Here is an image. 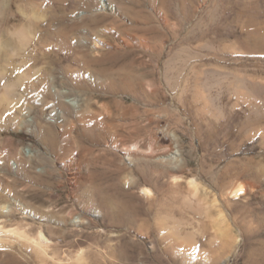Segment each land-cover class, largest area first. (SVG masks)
Masks as SVG:
<instances>
[{
    "label": "rangeland",
    "instance_id": "rangeland-1",
    "mask_svg": "<svg viewBox=\"0 0 264 264\" xmlns=\"http://www.w3.org/2000/svg\"><path fill=\"white\" fill-rule=\"evenodd\" d=\"M24 1L6 0L0 20L11 19L0 28L33 14L44 23L53 12L19 9ZM106 1L108 9H101V0H52L53 10L61 4L79 21L75 38L83 54L100 42L96 57L121 55L116 68L108 62L102 68L116 73L126 67L132 78L96 74L101 67L74 65L69 53L57 62L37 52L33 74V45L25 49L29 77L13 91L8 108L23 115L0 134V157L3 147L12 146L25 164L13 169L0 162V207L7 210L0 213L1 225L25 228L32 236L44 230L68 262L76 253L70 244L86 241L87 247L89 235L117 243L126 232L107 227L101 202L106 194L121 198L116 185L127 190L133 181L136 204L147 201L144 188L151 190L156 205L184 220L183 230L199 237L201 250L216 264H246L252 250L264 264V0ZM91 16L100 17L99 24L92 26ZM10 51L0 47V69ZM45 78H51L52 93L40 91ZM92 115L106 122L95 142L80 135L87 124L96 126L86 119ZM123 146L139 150L127 157ZM9 184L15 203L3 191ZM239 186L245 194L236 200L230 192ZM186 198L202 199L205 212L190 209ZM144 202L148 214L139 224L146 222L147 241L134 232L129 236L153 251L156 207ZM247 231L255 233L251 241ZM9 255L21 264H39L19 244L12 251L0 248V264H12ZM163 257L166 264L191 262Z\"/></svg>",
    "mask_w": 264,
    "mask_h": 264
},
{
    "label": "bare ground",
    "instance_id": "bare-ground-1",
    "mask_svg": "<svg viewBox=\"0 0 264 264\" xmlns=\"http://www.w3.org/2000/svg\"><path fill=\"white\" fill-rule=\"evenodd\" d=\"M4 4H6V0H0V9L3 8ZM53 7L54 6H53L52 0H41L40 2H37V0H26L22 4L19 5V9L25 8V9H31L34 11L37 8H49L53 12L51 13L50 17L44 23L42 22L40 18L36 17L33 14V17L30 15H26L25 17H23V19L19 23L5 30L0 28L1 29L0 30V47L4 46L5 48L7 47L11 49V51L8 52L6 55V61L4 63V67L0 69V134H2L4 131L10 128L9 121L11 119L14 120L15 118H20L23 115L22 114L20 116L17 113L10 112L8 108H9V104L11 103V101H13L12 100L13 94H14L13 91L18 86H20L19 83L22 80H24L26 77H29L28 70L30 66H29V60L25 56V49L31 47L32 45H33V74H34V68L36 67V64L38 63V59H39L37 52H41V53L44 52L46 56H48L49 58L53 60H56V58L60 56L61 54H67V56L69 54H73L75 56V58L73 59L74 65L76 64L81 67H92V66L101 67L99 68V70H97V73H96L99 75H106V76L110 75L113 77H118V79H122V80L123 79L131 80L132 78V75L129 74L130 72L128 68L126 67H123V69H120L121 70L120 72H116V73L114 70H111V69L109 70L108 68L106 69V67L102 68L103 64L107 62L110 63L112 68L114 67L116 68L117 60L121 55L116 52L111 51L107 54H104V56L101 58L96 57L94 53H96V51H100V48L102 45L100 44V42L95 41L96 43L95 44L93 43L94 45L92 46V49H91L92 52L83 54L82 53L83 51L80 48L81 42L79 39L75 38L76 35H78L80 31L79 21L76 20L77 18L75 16L70 17L68 13H66V10L63 8V6H61V4L60 5L58 4L56 8V9H59L60 11L53 10ZM108 8H109L108 2L106 0H101V9H108ZM77 15H79V13H77L76 16ZM10 19H8V21L0 20V27L1 25L3 26V24L5 25L6 22L9 23ZM83 19L87 20L86 18H83ZM88 21L89 23H91L92 26H95L96 24H99L101 20H100V17L91 16ZM31 34L33 35V42L31 39ZM37 43H40V47H38ZM47 45H50L51 49L50 47L48 48ZM104 45L106 44L104 43ZM109 47L111 46L109 45ZM66 60L68 61L69 59L66 57ZM56 61L58 62L59 60H56ZM68 73L74 76L79 75L78 71L72 72L71 70H68ZM71 75H68V76H71ZM47 78H45V80L41 84L42 86H40L41 87L40 91L43 93L47 92L48 90L50 92L52 91L49 89L51 85L50 84L51 78H50V81H47ZM137 83L141 88L144 86L142 85V81L140 80L137 81ZM138 85L136 84V86ZM99 115H102V114L99 113ZM84 117L82 119H84ZM100 118L98 120L97 117H93V115L92 117H87L86 118L87 121L95 123L96 126H88L87 124V126L82 129V132L80 135H83L85 139H88L91 142H95L98 138L100 139V137H102L104 133L102 132V126L105 125L106 123V122L104 123L103 121L104 123L103 124ZM110 120L111 118L109 119V121ZM110 133L113 135L112 130H110ZM51 142H52L51 145L54 146L55 141L51 140ZM116 146L117 145H115V147ZM119 146L118 148L120 149ZM134 147L137 148V146H134ZM135 150H139V149L137 148L133 150L132 146H123L121 148V151L127 157H130L131 156L130 154L134 152ZM1 154L2 155L0 157V162L11 166L13 169H17L18 167H20V165L25 164L24 157L21 154H18L12 146L7 145L3 147ZM135 185L136 184L133 181L129 182L128 183L129 189L127 190L120 189L116 185L114 190L115 189L120 190L119 192L118 191L117 192L120 194L121 198H119V196L117 198L116 197L117 195L115 196L113 194H106L107 196L102 198L101 203H102V206L105 212V218L107 220L106 221L107 227L124 228L126 231V232L124 231L125 233L118 236L117 243L113 239L108 238L107 235L106 236L108 239L106 240H101L103 238L102 235H89L88 237L90 240H92V242L90 243L87 242L88 243L87 247H84L86 241L85 242L77 241L69 245L70 249L72 248L76 249V253L75 255L71 256V258L68 259V262H64L62 259H60L61 257L59 258V256L61 255H60L58 246L54 245L55 239L53 241V238L49 237L44 232V230H38L36 232V235L32 236L27 231H25V228H23L24 230H22L19 227L13 228V229H6L7 227L2 226L0 223V248L9 249L12 251L13 249L16 248V245L19 244L21 247L25 248L26 250L32 251L33 255L36 257L39 264H52V263L57 264V262L58 263L60 262L59 264H112L110 262L113 259L118 260L119 264H146L150 262V260H151V263L153 261L156 264H166L164 263L165 261L163 259L164 254L171 255L172 257L181 256L182 259H184V261H187V262L188 261L192 262L194 259L195 260L200 259L204 261V264H205V261L207 260L210 261V264H216L215 260L212 261L213 259L210 257L208 258L206 255L207 253L205 254L201 250L199 246L200 242L198 241L199 237L197 239L196 234H194L193 232H187L183 230L184 228L183 226L187 224L184 220L176 218L169 211L164 212L163 209H161L159 205H156L155 198L151 197V193H152L151 190H149L148 188H144L142 190V194L143 193L145 194V196L147 197V201L144 202L141 200V203L136 204V201L137 199H139V197L137 196V194H135V192L132 191L133 188H135ZM192 185L194 186L196 191L199 189L198 184H196V182L193 181ZM4 188L5 189L3 191H5V194L9 196V198L11 197L12 202L15 203L16 201H18L17 198L14 196L15 194L13 195L11 184H9L8 186ZM244 194H245V190L243 186L236 187L232 189L230 192V196L236 200L240 199ZM186 201L188 205L190 206V209L197 210L198 212H200V214L205 210L203 208L204 204H203L202 199H198L194 202L192 199L186 198ZM142 202H144V205L149 204L150 208L156 207V211H155L156 213H153L155 214V216L153 215L154 217V227L153 228H154V232L157 238L156 239L157 246L155 248L153 247L154 248L153 251L151 250L147 251L148 249L146 250L144 248V245H142L143 243H141L140 241L138 242L137 240L129 236V233L134 232L137 237L144 239V241L146 240L148 236L147 231L145 232L146 222L139 224V221H141V218L143 216L145 217L148 214V211L145 209ZM147 209H148V206H147ZM0 213H7L5 206H4V209L2 208V206L0 207ZM248 233L249 235H248L247 240L251 241V239L254 238L255 233L254 232L253 233L248 232ZM214 237H217V236L214 235ZM201 245H204V244H201ZM254 255H255V250H252L250 252L248 260L246 261V264H258L257 263L258 260L256 261L254 259ZM9 261L12 264H21L14 255H9ZM191 262L187 264H190ZM194 262L196 264V261Z\"/></svg>",
    "mask_w": 264,
    "mask_h": 264
}]
</instances>
